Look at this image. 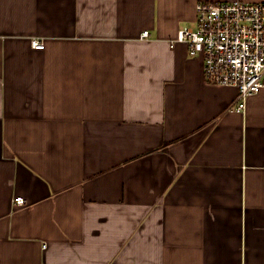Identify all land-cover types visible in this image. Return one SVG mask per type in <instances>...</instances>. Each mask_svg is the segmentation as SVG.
Masks as SVG:
<instances>
[{
	"label": "crops",
	"instance_id": "obj_1",
	"mask_svg": "<svg viewBox=\"0 0 264 264\" xmlns=\"http://www.w3.org/2000/svg\"><path fill=\"white\" fill-rule=\"evenodd\" d=\"M204 1L0 0V264H264V90L176 41Z\"/></svg>",
	"mask_w": 264,
	"mask_h": 264
},
{
	"label": "built area",
	"instance_id": "obj_2",
	"mask_svg": "<svg viewBox=\"0 0 264 264\" xmlns=\"http://www.w3.org/2000/svg\"><path fill=\"white\" fill-rule=\"evenodd\" d=\"M149 36L145 31L141 38ZM176 41L187 44L192 57L202 58L209 84L238 90L233 111H245L247 100L264 90V2H200L195 27L181 28ZM32 46L45 49L37 39ZM14 202L26 205L23 197Z\"/></svg>",
	"mask_w": 264,
	"mask_h": 264
}]
</instances>
